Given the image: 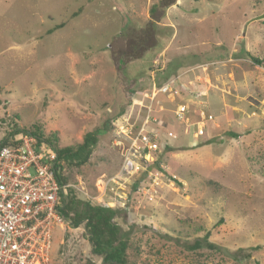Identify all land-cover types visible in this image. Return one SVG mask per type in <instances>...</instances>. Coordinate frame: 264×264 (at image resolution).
Instances as JSON below:
<instances>
[{
	"label": "rangeland",
	"instance_id": "rangeland-1",
	"mask_svg": "<svg viewBox=\"0 0 264 264\" xmlns=\"http://www.w3.org/2000/svg\"><path fill=\"white\" fill-rule=\"evenodd\" d=\"M32 127L62 147L99 131L63 171L123 210L129 264H264V0H0V142ZM140 133L149 173L103 197ZM65 228L52 263L101 264Z\"/></svg>",
	"mask_w": 264,
	"mask_h": 264
},
{
	"label": "built area",
	"instance_id": "built-area-1",
	"mask_svg": "<svg viewBox=\"0 0 264 264\" xmlns=\"http://www.w3.org/2000/svg\"><path fill=\"white\" fill-rule=\"evenodd\" d=\"M174 82L154 91L172 95ZM184 112V108L178 110V117ZM169 136L175 135L170 132ZM158 149L151 138L140 133L126 148L120 172L105 182L101 195L112 199L109 191L114 197L121 194L115 186L118 179L149 173L147 154ZM58 162L54 145L29 133L0 148V264H53L54 231L66 230L68 224L61 213V197L70 187L88 194L71 183H60L58 175L64 171Z\"/></svg>",
	"mask_w": 264,
	"mask_h": 264
},
{
	"label": "trees",
	"instance_id": "trees-1",
	"mask_svg": "<svg viewBox=\"0 0 264 264\" xmlns=\"http://www.w3.org/2000/svg\"><path fill=\"white\" fill-rule=\"evenodd\" d=\"M252 60L257 64H261V60L258 58L252 57ZM23 133H29L51 142L57 150L58 167H61L62 170L64 168L69 170L73 166L81 167L86 164L91 156V148L97 144L100 135L99 131H94L86 134L82 143L62 147L57 132L45 134L39 127L22 128L16 129L10 139H3L0 142V148ZM58 179L62 185H67L71 180H74V177L72 176L71 179L69 174L61 172ZM82 196H80L78 190L70 187L67 193L61 197V213L67 219L68 225L72 228L84 225L91 253L93 257L102 260L101 264H129L131 262L129 254L131 249L130 232L125 231L117 221V217L120 216L123 210L111 207L105 199L92 203ZM209 237L210 233L207 232L203 239L196 240L192 245L193 249L203 246L214 248V245L209 241ZM86 264L98 263L93 259H88Z\"/></svg>",
	"mask_w": 264,
	"mask_h": 264
},
{
	"label": "crops",
	"instance_id": "crops-1",
	"mask_svg": "<svg viewBox=\"0 0 264 264\" xmlns=\"http://www.w3.org/2000/svg\"><path fill=\"white\" fill-rule=\"evenodd\" d=\"M171 81H172V80H171ZM174 81H175V80H174ZM167 83H169V82H167ZM167 83H166V84H167Z\"/></svg>",
	"mask_w": 264,
	"mask_h": 264
},
{
	"label": "bare ground",
	"instance_id": "bare-ground-1",
	"mask_svg": "<svg viewBox=\"0 0 264 264\" xmlns=\"http://www.w3.org/2000/svg\"><path fill=\"white\" fill-rule=\"evenodd\" d=\"M34 136V135H33Z\"/></svg>",
	"mask_w": 264,
	"mask_h": 264
}]
</instances>
